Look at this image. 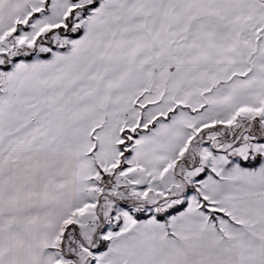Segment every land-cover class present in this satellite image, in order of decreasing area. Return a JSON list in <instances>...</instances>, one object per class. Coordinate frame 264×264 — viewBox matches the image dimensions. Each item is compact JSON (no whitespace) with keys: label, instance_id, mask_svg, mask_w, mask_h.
<instances>
[{"label":"snow or ice","instance_id":"1","mask_svg":"<svg viewBox=\"0 0 264 264\" xmlns=\"http://www.w3.org/2000/svg\"><path fill=\"white\" fill-rule=\"evenodd\" d=\"M0 264H264V0H0Z\"/></svg>","mask_w":264,"mask_h":264}]
</instances>
